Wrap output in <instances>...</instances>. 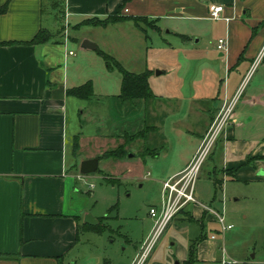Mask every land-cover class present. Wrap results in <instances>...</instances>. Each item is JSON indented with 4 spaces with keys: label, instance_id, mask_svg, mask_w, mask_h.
Wrapping results in <instances>:
<instances>
[{
    "label": "crops",
    "instance_id": "crops-1",
    "mask_svg": "<svg viewBox=\"0 0 264 264\" xmlns=\"http://www.w3.org/2000/svg\"><path fill=\"white\" fill-rule=\"evenodd\" d=\"M3 3L6 7L0 14V42L8 43L0 45V264H68L78 240V226L86 224L73 203V176L77 178L78 167L72 150L76 136L82 139V108L101 98L135 106L159 95L153 87H158V78L165 70L153 73L152 64L144 61L141 71H127L148 70L147 82L154 97L120 101V74L107 70L95 49H70L68 45L75 39L69 36V28L88 27L94 36L116 29L119 35L115 42H138L144 58L149 51L143 43L148 40L146 28L140 24L138 27L132 17L144 18L142 22L150 23L148 29L155 33L166 29L165 33L179 37L184 45L199 44L204 38L202 48L206 54L191 75V93L185 106L199 115V127L192 133L190 148L181 152L175 163L166 164L158 183L185 165L215 113L236 91L239 93L228 124L203 163L195 187L204 178L214 188L227 180L264 182V0H60V13L50 0H0V5ZM121 4L119 14L124 19L104 26L81 24L88 18L114 14ZM209 5H221L222 18H208ZM184 21L190 23L184 25ZM203 23L204 27L199 26ZM40 29L48 33L46 41L24 43ZM195 34L198 37L190 42ZM83 39L98 40L84 35L73 44L80 46ZM218 39L225 40L224 52L215 48ZM174 73L164 78L169 82L173 78L171 85L178 88L179 95L182 83L188 84L184 80L189 73L188 61L179 64ZM85 82L91 84L88 99L67 93ZM173 99L178 108L180 99ZM151 116L153 120L146 115L143 126L148 124L157 130L154 112ZM152 141L147 140L154 144ZM161 141L156 142L157 147H162L158 145ZM152 153L155 156L158 150L153 148ZM88 158L96 157L83 159ZM114 163L124 162L118 159ZM205 166L209 170L205 171ZM218 169L225 172L220 182L213 181ZM86 184V191H90L92 183ZM198 201L225 214L222 200L215 195L208 201ZM172 222L199 226L198 235L190 238L186 247L176 246L172 264L186 259L188 246L198 238L196 264H220L223 259L216 255L215 237L222 234L215 235L216 228L211 232L213 238L202 233L205 225L219 226L199 205L188 204ZM151 228L152 223L136 239L131 232L124 235L126 245L122 250L130 251L122 264L130 263ZM148 264L169 263L158 262L152 254Z\"/></svg>",
    "mask_w": 264,
    "mask_h": 264
},
{
    "label": "rangeland",
    "instance_id": "rangeland-1",
    "mask_svg": "<svg viewBox=\"0 0 264 264\" xmlns=\"http://www.w3.org/2000/svg\"><path fill=\"white\" fill-rule=\"evenodd\" d=\"M138 23L146 28L148 35V40L143 42L149 46L146 58L138 42H115L119 35L116 29L94 36L89 33L91 29L88 27L69 28V36L75 39L73 43H78L84 35L96 37L98 40L93 43L125 70L141 71L144 61H147V64H152L153 73L161 68L165 73L159 76L158 87H153L159 93L153 101L125 106L110 98H101L98 103L91 102L82 108V114L79 115L82 139L79 141V136H76L77 148L72 150L76 169L79 161L88 156L96 157L98 165L94 172L82 174L85 182L93 185L90 191H86L89 190L86 183L73 176L76 189L73 203L79 208V217L89 214L97 219L100 232L79 229L78 240L70 253L68 264H122L126 252L130 251V248L124 252L122 250L126 245L124 235L131 232L136 239L152 223L147 209L159 202L158 180L164 177L166 164L175 163L178 155L190 148L194 136L192 133L199 127V115L187 111L185 106L187 94L191 93V75L198 61L206 54L202 48L206 40L201 38L199 44L184 45L179 37L165 33L166 29L155 33L148 29L152 27L150 23L141 20ZM182 23L187 25L190 22ZM197 37V34L190 37V42H194ZM73 43L68 45L70 49L81 48ZM187 61L189 73L184 80L189 85L183 82L178 95V88L171 85L173 78L169 82L164 77L177 72L179 64ZM173 97L180 99L178 108ZM153 112L157 130L148 127V124L143 126L146 115L153 120ZM140 134H144V141L139 137ZM149 138L154 144L147 142ZM160 140L158 145H162L161 148L157 147ZM120 144H124L123 156L112 155L111 152L118 150ZM153 148L158 150L155 156H152ZM118 159L124 163L115 165ZM204 168L205 171L209 170L208 166ZM223 171L216 170L213 181L217 179L220 182L225 174ZM200 180L203 181L195 187L196 198L205 202L215 195L222 200L225 222L232 225L223 233L215 224L203 227L202 233L207 238L215 228L220 232L217 231L215 235L222 234L214 235L215 242H218L216 255L226 261L233 260L235 264H264V182L227 180L214 188L211 181H205V178ZM173 220L158 236L144 264H148L152 254L158 262L172 264L174 260H171V254L176 246L186 247L188 240L198 235L199 226L195 223H174ZM122 252L124 254L121 257Z\"/></svg>",
    "mask_w": 264,
    "mask_h": 264
},
{
    "label": "built area",
    "instance_id": "built-area-1",
    "mask_svg": "<svg viewBox=\"0 0 264 264\" xmlns=\"http://www.w3.org/2000/svg\"><path fill=\"white\" fill-rule=\"evenodd\" d=\"M222 9L221 5H209L207 9L208 18H222ZM215 48L220 52H224L226 49L225 40L218 39ZM68 54H71V52H68ZM238 93L239 92L236 91L215 113L201 136L195 151L185 165L179 171L171 174L160 182L159 202L155 205H150L147 209V215L152 219L151 231L141 242L135 256L129 264L145 263L150 250L162 230L188 204L199 205L204 212L209 214L211 219L218 224V229L221 233L232 227L231 224L225 222L222 213L217 212L206 204L200 203L195 198L194 188L203 163L211 153L224 127L228 124ZM77 178L83 181L80 173L77 175ZM209 237L213 238L214 236L211 234ZM229 262L230 261L221 260L220 263L226 264Z\"/></svg>",
    "mask_w": 264,
    "mask_h": 264
},
{
    "label": "trees",
    "instance_id": "trees-1",
    "mask_svg": "<svg viewBox=\"0 0 264 264\" xmlns=\"http://www.w3.org/2000/svg\"><path fill=\"white\" fill-rule=\"evenodd\" d=\"M53 3V7L57 9V13H60L59 9V0H50ZM123 4L118 6L116 12L111 15H107L106 17L99 19V18H88L81 22V24L86 25H94V26H104L108 23H113L118 20L124 19V16H121L119 14V10L121 9ZM5 3L0 5V14H2L5 10ZM133 22L139 27L138 20H144V18L141 17H132L131 18ZM141 27V26H140ZM48 33L45 32V30H38L36 34L29 40L25 41L24 43L31 44V43H39L46 41L48 39ZM8 42H0V45L7 44ZM95 52L101 57L105 67L107 70H116L121 77L120 81V92L117 95V98L122 102H132L135 100H147L148 98L154 97L153 93L151 92L147 78L149 75L148 70H144L140 73H132L127 70H125L112 56L101 50L100 48L96 47ZM67 93L69 95H72L76 97L77 99L85 100L91 97V84L89 82H85L79 86L70 88ZM145 133V132H144ZM144 134H140L139 137H143ZM77 148V142L75 141L73 143V149ZM124 144H120L117 146L118 150H114L111 152L112 155L122 157L124 154L123 151ZM99 224H96L94 226H90L87 224H81L78 226V229H84V230H90L95 233L100 232V226ZM195 239L193 242L190 243L187 249V256L186 259L181 261L179 264H196L197 263V257H196V244L199 240ZM216 264H219L218 262Z\"/></svg>",
    "mask_w": 264,
    "mask_h": 264
},
{
    "label": "water",
    "instance_id": "water-1",
    "mask_svg": "<svg viewBox=\"0 0 264 264\" xmlns=\"http://www.w3.org/2000/svg\"><path fill=\"white\" fill-rule=\"evenodd\" d=\"M80 47L87 48V49H95V44L91 41H88L86 39H83L80 43ZM97 159L96 158H88L80 160L78 163V172L80 174H87L94 172L97 169ZM83 222L88 225H95L96 219L90 216L89 214H85L83 216Z\"/></svg>",
    "mask_w": 264,
    "mask_h": 264
}]
</instances>
